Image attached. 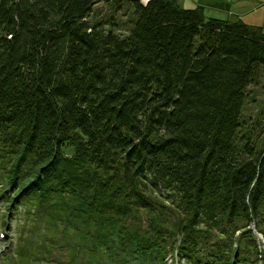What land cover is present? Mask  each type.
Returning a JSON list of instances; mask_svg holds the SVG:
<instances>
[{
	"label": "trees",
	"instance_id": "trees-1",
	"mask_svg": "<svg viewBox=\"0 0 264 264\" xmlns=\"http://www.w3.org/2000/svg\"><path fill=\"white\" fill-rule=\"evenodd\" d=\"M0 199L34 216L1 264H264V33L178 0H0Z\"/></svg>",
	"mask_w": 264,
	"mask_h": 264
},
{
	"label": "rangeland",
	"instance_id": "rangeland-1",
	"mask_svg": "<svg viewBox=\"0 0 264 264\" xmlns=\"http://www.w3.org/2000/svg\"><path fill=\"white\" fill-rule=\"evenodd\" d=\"M139 1L142 4H146L148 0ZM178 3L180 7L185 9L203 7V14L207 18L222 19L229 22L241 20L248 26L260 28L264 33V0H178ZM19 210L20 211L14 210L12 204L8 206V204L0 199V264L3 250L11 246V253L17 252L19 242L22 243L20 239L28 235V223L26 222L28 218L25 215L27 214L29 216V214L24 208H19ZM29 217V220H32L34 216L30 215ZM40 225L42 228L45 227V224L42 222ZM250 229L254 233L256 242L260 244V249L264 251L263 238L255 230L252 223L250 224ZM43 233L46 234L48 231L43 229ZM70 243L76 246L78 241L71 239ZM8 251L9 250H6L5 253ZM77 256V254L74 255V259H76ZM68 259L69 256H67V253H64L61 257H55V259L52 260L55 262L51 261L50 264H60L61 262L64 264V262H68ZM169 264L172 263L169 262Z\"/></svg>",
	"mask_w": 264,
	"mask_h": 264
},
{
	"label": "bare ground",
	"instance_id": "bare-ground-1",
	"mask_svg": "<svg viewBox=\"0 0 264 264\" xmlns=\"http://www.w3.org/2000/svg\"><path fill=\"white\" fill-rule=\"evenodd\" d=\"M261 235V234H260Z\"/></svg>",
	"mask_w": 264,
	"mask_h": 264
}]
</instances>
